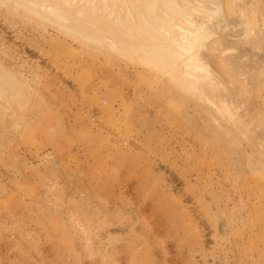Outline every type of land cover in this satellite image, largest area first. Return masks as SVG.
<instances>
[{
  "label": "rangeland",
  "instance_id": "obj_1",
  "mask_svg": "<svg viewBox=\"0 0 264 264\" xmlns=\"http://www.w3.org/2000/svg\"><path fill=\"white\" fill-rule=\"evenodd\" d=\"M224 3L227 19L214 25L224 75L252 103L244 118L236 112L228 120L223 113L232 111L234 89L220 99L224 91L213 85L215 108L167 97V110L149 108L148 121L105 123L94 141L74 106L76 85L85 90L94 75L79 76L70 65L83 61L85 72L99 73L103 56L0 4V55L16 64L42 114L32 124L0 110V264H264V0ZM117 66L135 86L149 85L141 80L151 77L145 69ZM41 83L52 87L41 93L33 87ZM140 100L143 109L153 105ZM82 111L97 109L89 104ZM167 112L187 115L190 133L180 131L182 121H153ZM237 120L253 130L255 142L231 130Z\"/></svg>",
  "mask_w": 264,
  "mask_h": 264
},
{
  "label": "bare ground",
  "instance_id": "obj_2",
  "mask_svg": "<svg viewBox=\"0 0 264 264\" xmlns=\"http://www.w3.org/2000/svg\"><path fill=\"white\" fill-rule=\"evenodd\" d=\"M0 4L6 6L16 16L29 22H36L78 42L83 48L96 50L103 56L101 61L103 60L104 67L99 73L95 69L85 72L87 68L83 61L73 60L70 65L81 70L79 76L89 78L94 75L93 79L85 84L87 86L85 90L76 83L81 92L79 100L74 101V106L78 108L76 118L82 122L86 137L93 141L101 139L99 129L105 128V123L118 119L148 121L147 118L152 117L147 115L150 114L149 108L167 110L171 106L169 101L165 100L167 97H179V105L193 101L194 108L202 109L204 105L215 108L219 100L216 91L211 89L213 85L224 91L222 94L217 89V93L221 94L220 99H224L221 97L225 96L226 91L229 95L230 88L234 89L224 75L223 58L226 57L222 43L217 38L221 33L214 25L219 23V19L220 21L227 19L230 6L225 4L224 0H0ZM254 41L255 39L252 42ZM12 54L11 51L10 55ZM98 58L99 56L93 55L95 61ZM110 62H113L114 66L117 62L119 68L125 64L130 71L139 73L140 68L145 69L151 77L141 80L149 82V85L146 89L135 86L131 83L129 73L116 69L109 64ZM21 67L25 72L32 69L27 61H24ZM37 75L40 77L43 74L39 71ZM37 79L39 83L42 80ZM33 87L45 93L50 90L52 84L41 83ZM62 88L59 91L64 94L67 88L64 86ZM86 90V96H83L81 93ZM142 96H146L153 103L151 107L150 103L145 106V111L140 100ZM231 97L232 111H228L229 116L223 113L228 120L230 117L234 119L236 112L243 116V111L245 114L250 108L249 104L252 105L246 104L235 89L231 91ZM225 101L228 102L227 99ZM89 104L95 105L97 109L95 114L90 115L82 111L83 106ZM0 110L7 118L11 116L17 119L15 117L17 115L21 116L23 121L29 120L30 123L37 121L42 115L39 114L38 104L33 102V94L28 92L27 85L19 75L16 64L7 63L1 55ZM230 113H233V116H230ZM166 114V117L158 114L153 121L159 124L164 123L165 119L177 123L182 121L180 131L190 133L185 124L188 120L185 117L187 115L168 112ZM224 115L221 116L225 118ZM232 123L233 125L229 124L231 130L233 128L237 133L240 132L239 138L244 136L249 142L250 140L255 142L251 128L240 126L238 120ZM134 132L139 133L138 130ZM156 133L159 134V130ZM124 160L133 171L139 168L138 162L128 158ZM233 163L238 164L237 160ZM140 171L145 175L150 170L145 167Z\"/></svg>",
  "mask_w": 264,
  "mask_h": 264
}]
</instances>
